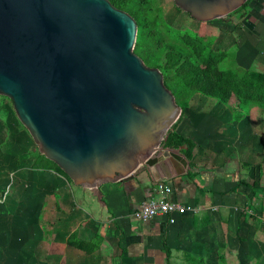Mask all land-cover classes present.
<instances>
[{"label": "water", "instance_id": "water-1", "mask_svg": "<svg viewBox=\"0 0 264 264\" xmlns=\"http://www.w3.org/2000/svg\"><path fill=\"white\" fill-rule=\"evenodd\" d=\"M198 22L248 0H173ZM136 24L108 0H0V96L39 152L78 187L98 191L145 171L184 172L165 146L181 107L158 69L133 52Z\"/></svg>", "mask_w": 264, "mask_h": 264}, {"label": "crops", "instance_id": "crops-1", "mask_svg": "<svg viewBox=\"0 0 264 264\" xmlns=\"http://www.w3.org/2000/svg\"><path fill=\"white\" fill-rule=\"evenodd\" d=\"M228 24L235 26L238 46L250 54L244 69L264 68V0H249L246 10L234 14ZM218 105L217 115L190 110L174 131L193 143L190 159L185 144L166 146L187 161L184 172L174 178L156 181L141 171L95 191L52 176L58 186L41 196L37 254L26 251L24 260L216 264L229 254L246 261L264 255V106ZM159 185L170 189L165 196L193 211L172 224L162 216L138 221L135 208L144 199L161 198ZM6 215L10 229L5 254L12 255L7 238L13 235L15 217L10 210Z\"/></svg>", "mask_w": 264, "mask_h": 264}, {"label": "rangeland", "instance_id": "rangeland-1", "mask_svg": "<svg viewBox=\"0 0 264 264\" xmlns=\"http://www.w3.org/2000/svg\"><path fill=\"white\" fill-rule=\"evenodd\" d=\"M108 1L133 18L136 36L132 52L146 67L159 70L175 103L183 107V116L168 133L177 136L174 131L192 109L219 114L218 96H231L229 104H237V98L245 95H257L263 101L264 68L244 69L250 54L238 46L235 26L228 24L233 15L198 22L177 8L173 0ZM52 176L72 184L39 152L12 101L0 96V264H35L25 261L28 254L23 253L34 250L37 254L40 229L36 218L44 203L42 194L58 186ZM9 210L15 217L13 235L7 238L13 244L12 255L5 254ZM256 256L246 261L229 254L216 264H264V255Z\"/></svg>", "mask_w": 264, "mask_h": 264}, {"label": "built area", "instance_id": "built-area-1", "mask_svg": "<svg viewBox=\"0 0 264 264\" xmlns=\"http://www.w3.org/2000/svg\"><path fill=\"white\" fill-rule=\"evenodd\" d=\"M161 198H148L142 200L135 208L134 216L142 223L148 222L156 216L164 217L168 223L172 224L178 217L183 216L187 212L193 211L189 206L183 205L175 200L169 199L166 194L170 189L166 186H158Z\"/></svg>", "mask_w": 264, "mask_h": 264}, {"label": "trees", "instance_id": "trees-1", "mask_svg": "<svg viewBox=\"0 0 264 264\" xmlns=\"http://www.w3.org/2000/svg\"><path fill=\"white\" fill-rule=\"evenodd\" d=\"M249 1V0H248ZM248 1L242 5L239 9L235 10L234 12H232L231 14L227 15L228 17L236 14L237 12H239V14H242L245 10H246V6L248 4ZM220 102L224 103V104H229V100H231V96H227V97H223V96H218ZM262 98H263V101H260L258 99V96L257 95H245L243 97L240 98H237L236 100V103L239 104L240 106H248V105H255V104H259V105H262L264 106V95H262ZM227 104V105H228ZM181 107V114L179 116V118L177 119L176 123L180 120V118L183 116V107ZM176 123L173 125L175 126ZM168 137H167V140L165 142V146H179V145H183L185 144L187 146V150L185 152V155L188 159H190L191 157V150L193 148V143L189 140V139H186V138H181L180 139H177V136H175L174 134L172 133H168ZM177 140L178 143H177Z\"/></svg>", "mask_w": 264, "mask_h": 264}]
</instances>
